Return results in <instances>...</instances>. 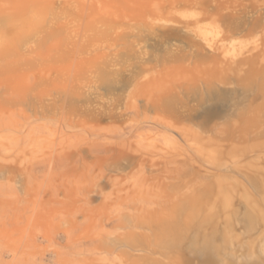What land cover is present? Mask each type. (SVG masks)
Here are the masks:
<instances>
[{
  "label": "rangeland",
  "instance_id": "obj_1",
  "mask_svg": "<svg viewBox=\"0 0 264 264\" xmlns=\"http://www.w3.org/2000/svg\"><path fill=\"white\" fill-rule=\"evenodd\" d=\"M0 264H264V0H0Z\"/></svg>",
  "mask_w": 264,
  "mask_h": 264
}]
</instances>
